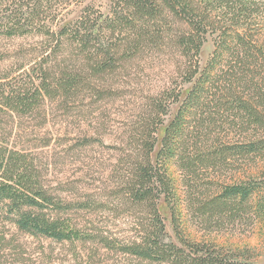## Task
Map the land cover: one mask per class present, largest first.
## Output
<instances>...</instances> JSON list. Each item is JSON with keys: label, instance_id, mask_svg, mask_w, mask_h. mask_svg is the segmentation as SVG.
<instances>
[{"label": "trees", "instance_id": "obj_1", "mask_svg": "<svg viewBox=\"0 0 264 264\" xmlns=\"http://www.w3.org/2000/svg\"><path fill=\"white\" fill-rule=\"evenodd\" d=\"M72 1L0 0V35L47 38L31 72L24 65L14 75L0 74V121L28 115L56 94L75 93L86 79L106 73L119 59L121 46L110 43L104 30L114 36L124 27L130 35L123 54L139 48L149 32L150 44L181 50L187 62L183 76L189 82L196 79L185 101L186 118L196 120L201 110L200 117L212 126L213 118L226 116L235 134L223 144H196L193 154L188 153V145L180 140L185 121L178 113L170 124L161 120L152 129L148 124L130 152L120 149V155L135 165L122 185L124 193L133 206L149 212V219L119 239L71 218L68 207L55 200L54 189L40 176L33 152L27 146L10 148L13 129L0 128V227L10 223L24 234L59 242L98 238L103 247L153 264H256L240 250L194 242L177 232L186 215L169 167L174 163L185 173V210L207 228L264 220V164L257 167L259 174L223 182L204 197L191 186L189 172L192 165L210 170L217 160L228 163L235 156L264 163V37L256 38L255 31V25L264 24V0H112L108 16L88 5L79 17L66 20L63 9ZM55 21L57 29L51 27ZM219 29L221 41L202 67L206 37ZM161 202L170 208L177 241L167 231ZM87 203L79 202L82 209ZM22 257L19 244L0 230V264H17Z\"/></svg>", "mask_w": 264, "mask_h": 264}, {"label": "rangeland", "instance_id": "obj_2", "mask_svg": "<svg viewBox=\"0 0 264 264\" xmlns=\"http://www.w3.org/2000/svg\"><path fill=\"white\" fill-rule=\"evenodd\" d=\"M70 4L73 5L63 9L66 20L79 17L84 6H93L104 17L113 7L112 0H73ZM57 24L55 21L51 27L57 29ZM255 27L256 38L264 37V24ZM221 29L207 35L200 53L202 67L210 61L221 41ZM118 32L112 36L105 29L103 33L108 35L110 43L121 46L119 59L111 69L86 79L75 93L56 94L47 99L44 107L28 115L1 120L0 128L13 129L10 148L27 146L33 152L31 157L40 176L54 189L55 200L68 207L71 218L81 222L80 225L96 226L101 234L121 239L137 229L140 222H146L149 212L133 206L124 193L122 185L134 172L135 165L133 160L120 155V149L130 152V146L140 143L148 124H151L150 129L161 120L165 125L170 124L178 113L183 114L185 121L180 140L184 146L188 145V153H192L196 144L207 140L223 144L235 132L226 116L213 118L212 126L200 117L201 110L196 120L193 116L186 118L185 101L196 79L189 82L187 76H183L187 62L181 50L150 44L148 31L139 48L131 47L134 49L123 54L124 47L129 46L125 38L130 33L124 27ZM45 44L44 34L0 35V74L14 75L24 65L31 72L35 61L41 59ZM263 164L235 156L228 163L217 160L210 170L201 164L192 165L190 184L204 197L218 190L223 182L247 180L250 173L259 174L257 167ZM169 173L176 185L182 213L186 215L177 232L194 242L240 250L249 261L264 264V220L252 219V223L220 227L214 223V229L207 228L193 212L185 210L183 170L172 163ZM79 202H88V205L82 209ZM160 210L166 218L170 238L177 241L170 208L161 202ZM0 230H4L14 244H19L23 259L17 264H153L103 247L98 238L87 242H59L24 234L10 223L2 225Z\"/></svg>", "mask_w": 264, "mask_h": 264}]
</instances>
